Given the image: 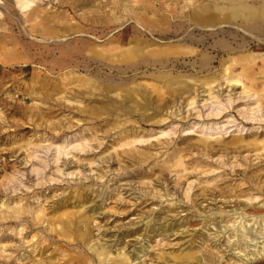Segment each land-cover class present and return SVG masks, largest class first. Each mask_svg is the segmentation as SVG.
<instances>
[{"label":"rangeland","instance_id":"374dc122","mask_svg":"<svg viewBox=\"0 0 264 264\" xmlns=\"http://www.w3.org/2000/svg\"><path fill=\"white\" fill-rule=\"evenodd\" d=\"M0 1V47L18 48L31 39L53 47L54 39L30 31L33 21L24 13L11 11L12 0ZM40 1L47 16L81 27L77 34L62 29L55 39L64 43L107 26L114 3L137 11L115 14L117 34L134 24L149 32L147 22L160 28L162 14L172 15L162 4L177 1L175 20L207 3L94 0L104 7L83 14L88 5L67 11L57 4L68 0ZM82 15L99 19L80 23ZM204 28L189 27L200 31L194 32L197 39L201 31L221 28L259 40L238 22ZM110 34L93 41V48H126L143 38L131 28L125 36L113 34L123 41L108 43ZM211 35L212 44L222 37ZM180 37H154L152 46L193 49L178 59L188 68H178L171 55L167 67L126 79L84 67L45 69L29 56L4 62L0 50V264H63L68 256L99 264L87 243L101 245L124 264H264V61L254 70L253 61L240 59L250 53L264 57V45L247 51L231 44L234 49L199 72L201 56H215L212 47L176 41ZM226 74L231 82L225 83ZM175 77L189 80L186 90L172 82ZM205 78L215 79L211 87ZM152 86L174 90L155 107ZM216 110L222 114L207 118ZM39 210L43 218L35 224ZM68 213L75 229L87 232L86 240L50 231ZM120 252L127 259L115 257Z\"/></svg>","mask_w":264,"mask_h":264},{"label":"bare ground","instance_id":"6f19581e","mask_svg":"<svg viewBox=\"0 0 264 264\" xmlns=\"http://www.w3.org/2000/svg\"><path fill=\"white\" fill-rule=\"evenodd\" d=\"M33 1L34 0H12V4L9 6L12 12H15L16 10L17 14L18 10L19 12L25 14V20L33 21L30 25V31L41 35L40 38L42 40L44 39L42 36H47L54 39L52 40L54 42L51 43L53 47H50V42H47V40L45 39V41L31 39L28 42L20 43L18 48L5 49L3 47H0V50H3L5 53V55H2L3 58H5V60L2 59L4 62H8L15 59L17 60V58L22 56H29L35 59L42 67H45V69H51L58 72L65 70L69 72L70 70L81 69V67H84L87 71H91L93 69L97 73L109 72L112 75L118 76L121 79H126L131 74H135L136 72L143 73L145 71L150 70L151 68L161 69L167 67L169 62L168 60L170 59L169 57H171V55H174L175 58H177L176 65L178 68H188V64L178 59L183 58L181 57V54H188V57H190L191 53L194 52L193 49H189V51L178 49L175 51L170 50L169 48L153 47L152 45L155 42L154 37L160 39H172L179 37V35L182 36L183 34V37H180L181 39H177L176 41H182L183 43L187 44L197 43L202 47V49L208 48V46L212 47L211 50H213L215 56L209 59L207 54L205 56L202 55L200 58L201 60L199 61V72L208 70V65L211 60H213L215 57L217 58L220 55H225L229 53L231 49H234V47H236L237 49L241 48L243 50L249 51L261 45H264V0H207V3H201L199 6L193 7L188 13L180 15V18L175 20H172V18H175L177 16L174 13V10L179 8V6L177 5V1L175 3H167L166 5L162 4L161 6L162 8H164V11H168L172 13V15L162 14L160 18L162 19V26L160 28L158 27L156 29L155 27H153L152 23L148 24L147 21L152 22V19L148 16H145L146 14L143 16V18L145 21L147 20V25L151 26V29L148 30L149 32H144L143 30L139 31L135 24L131 27L134 28V32L143 35V38H139L142 39L141 42H137L136 45L126 48L113 46L109 48L100 49L93 48V41L101 39L108 33H111L105 39L108 43H112L113 40L123 41L125 39L121 37L125 36L131 28L128 29L127 26L122 27L121 29H119V34H117V25L115 26L114 23L116 21L115 14L117 12L125 13L128 15L136 14L137 11L133 6L125 5V3H114L115 5L110 8L113 11L112 16L114 19L112 18V20L109 21L107 26H104L103 29L98 31L93 30V36L79 35L75 37L73 41L64 43L60 40V37L59 39H55V36L60 34V31L62 29L73 34H77L78 32H80L81 27H72L71 24H66L67 19H63L60 15L47 16L45 9L40 7L41 1L38 0L39 4L36 2L37 4L35 6H32ZM93 1L94 0H87L86 3H76L74 0H68L65 3L66 6H63L62 1H58L57 7H66L65 10L67 11H75L77 8L83 9L88 5V9L85 10L83 14L92 13L93 11H98V9L104 7L103 5L97 3V5L92 4ZM145 7L148 11H151V7L154 6L149 5ZM39 11L44 12V14L40 15ZM80 19L81 21L89 20L93 23L99 18L94 16L89 17L82 15V17L78 19L81 23ZM48 22H50V24H48ZM51 22H53V24H51ZM230 22L240 23V25H242V27L247 33L255 34L257 37H259V40L248 37V35L242 31L240 32L237 30H224L221 28H217L216 31H212L209 33L201 31L202 35H200V37L197 39L194 36V32L197 31L198 33H200V31L197 29H189V27L194 23H197L201 26V28H204L205 26L207 27V25H220L223 23ZM78 24L79 23H77V25ZM114 33L121 37L117 39L114 38ZM211 34H218L222 37L216 40L214 44H212L210 42L211 37H209V35L212 36ZM142 42H144L143 45H141ZM225 43L229 44V46L226 47ZM231 44H234L235 46L232 47ZM240 59L246 60L248 62L253 61L251 65L254 70L257 69L256 65L258 61H264V57H260L259 59L256 55L251 53L243 56ZM223 77L225 78V83L231 82L233 80L228 74L224 75ZM155 79L158 81H162L159 78V75H156ZM188 81L183 80L180 77L172 78V82L179 85L181 84L183 86L182 88H184L185 90L186 87H188ZM214 81V78H205L203 80V84L208 87H211V84L214 83ZM106 84L110 85L108 82ZM173 90L174 88H172L171 90L167 89L164 92H160L159 87L152 86L151 92L155 93L153 97L155 98V107H159L161 101H163L164 99V95L166 93L170 94V92L173 93ZM259 99H261L260 95ZM220 114H222V110H216L206 115L208 116L207 118H209L210 116H212L213 118L219 116ZM43 214L44 213L42 210H39L37 212L36 216L34 217L35 224L42 220ZM74 222L75 219L72 218V214L68 213L65 218L61 217L58 219V229L51 226L50 231H54L56 235L65 237L67 240H70L72 237L81 241L86 240L87 232L80 231L79 225L76 226L75 229ZM86 246L87 250H89L91 254L98 258L99 264H102L101 262L104 263L105 261L107 262L109 260H112L109 251L101 245H89V243H87ZM125 256L126 255H122V253L120 252L117 253L115 257H122L123 259ZM36 263L51 264V260L43 261L38 259ZM124 263H122L121 261L112 260V264ZM63 264H85V261L82 260L81 257L72 258L68 256L67 258H64Z\"/></svg>","mask_w":264,"mask_h":264}]
</instances>
